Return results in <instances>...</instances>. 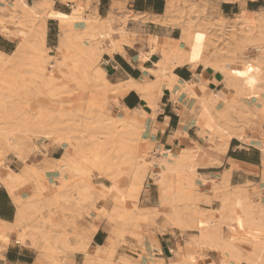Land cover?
I'll return each instance as SVG.
<instances>
[{"label": "rangeland", "instance_id": "1", "mask_svg": "<svg viewBox=\"0 0 264 264\" xmlns=\"http://www.w3.org/2000/svg\"><path fill=\"white\" fill-rule=\"evenodd\" d=\"M217 2L215 0H173L170 4L171 10L181 15L183 17L182 20H185V23H187L185 26H189L196 35L194 39L196 61H206L207 67H212L219 71L225 86L221 92H228L225 80L223 79L224 69L229 70L245 63L250 64V69L253 72L247 67V73L244 75L246 84L243 92L233 95L229 92L230 96L227 97L226 101L218 99L219 101H216L215 108L218 109L224 106V109L214 114L219 126L229 125L233 131L242 134V136L244 135L245 143H251L248 136L258 129L261 134L257 142L260 143L264 155V125L261 121L262 118L264 119V97L260 95L261 82H259L260 74L264 71V40H262V36L260 35V25L256 24V27L259 29H253L251 34L248 35L247 31L251 30V27H241V22H238L237 17L233 20H225L218 16L219 7ZM10 10V7L5 9L0 7V19L4 22L3 24L8 26V29L14 31L17 27L10 23ZM2 11H6V15H3ZM256 15L258 14H254L253 16ZM40 19L41 16L40 18H35V26L40 22ZM185 26L183 29L186 28ZM19 27L22 29L21 25ZM69 29L71 27L63 30ZM93 32L78 31L75 35L78 43L87 41L89 42L88 45L95 49L97 44L92 43ZM233 35L240 38L248 36L249 42H241L238 39L234 41L232 40L234 38ZM13 42L17 47V39ZM52 45V42L48 43L50 49L56 50L57 45L51 47ZM31 51L32 48L25 47L22 59L15 61L6 60L0 66V123L2 124L0 125L9 133L10 138L13 139L12 141H8V136L7 139L5 136L0 137V169H5V173H9L10 161L18 159L24 165L19 171L14 172L20 174L22 169L27 165L25 163L36 162L42 156L43 162L36 164L37 166L34 169H37L38 172L43 171L45 178L38 182V176L33 173L28 175L25 180H20L22 182L21 185L29 182L35 183L36 192L28 199L14 197L16 203L17 201H28L32 204L33 209L29 216L26 217L23 225L20 227H8L7 233L8 235L9 233H15L17 240L23 245H26L27 241H31L32 246L39 253L38 262L41 264H75L74 255L77 254L80 255L77 258L78 264H82L83 249L78 242L79 239L73 234L72 229L70 231L71 225L73 223L79 224V221L81 223L86 221L89 224L93 222L98 227L96 222H100L97 218L98 211L91 204L89 193L84 190V186L94 183V190L96 192L109 189L107 198L103 197L101 201H111L116 198L114 201L117 202L118 196L114 191V186L118 184V187L122 190L127 188L130 167L134 159L133 155L137 156L138 152H141L142 149L148 148L150 151H154L157 148L151 144L149 128L143 121L147 127L144 136V140L146 141L142 142L144 145L131 143L129 144V153L117 157L119 144L114 142V140L106 139L104 136L106 135V131L98 120L99 112L97 109L93 110V106L91 105L94 84L87 81H83L82 83L81 79L79 80L78 78L80 76L68 81L65 80L62 70H67V68L61 66L57 69L56 73L57 79L61 80V82H54V86H45L36 76L31 74L32 72H29L31 70V59L29 60L31 58L29 56ZM101 54L102 52L98 49L93 50L92 61L94 71L100 66L99 60ZM243 69L246 70L245 67ZM263 87L264 84L262 85ZM112 89L110 87L104 90L100 84H96L94 87L97 95H100V97L105 95L108 98V105L105 108V116L107 115V117L111 114L117 115L123 112L115 104L117 102L111 99L110 95L114 91ZM199 90L204 93L206 85L204 89ZM215 92H212L210 96H213ZM229 104H234L236 107L242 109V118H237L235 113L228 111ZM26 130L32 136L28 140H24L20 145L15 144V138ZM30 131L41 133L52 132L57 135V138L53 141L44 137L37 138ZM4 134L7 135L5 132ZM36 136L39 137V135ZM208 138L210 139L212 149L220 152L218 146L221 144V141L218 135L211 134L208 135ZM39 139H42L43 142L39 143ZM32 144H36V147L32 146ZM48 146L62 147L64 151L63 156L75 159L74 164L71 166H66L60 162L57 163L55 170H59L60 176L53 185L49 184L46 176L45 159L48 157V151L47 155L45 151L46 149L48 150ZM91 148H95L100 153L98 159H94L91 156ZM193 154L196 156V151ZM152 155L153 153L150 154V156ZM194 164L197 172L195 161ZM188 175L190 174L179 175L176 180L178 182H191ZM195 182L196 187H190L184 193L191 195L199 194L200 198H203V201L199 202L200 207L204 205V199L207 198L201 192L197 181ZM146 186L148 190H151L153 195L157 193L160 195L159 188L154 185L153 180L147 181ZM251 186V184H246L243 187L234 188L228 185L225 189L214 186L215 198L220 200V204L222 203L223 196L234 197V193H237L234 198L238 199V204L229 205L224 210L225 223L222 230L225 236L235 237L239 235L238 231L234 229L236 228L234 218L237 215H241L244 210L248 209L255 218L258 217L262 209L264 210L263 192L257 191L255 187H252L255 194L250 195L248 190ZM244 196L247 198L246 201L244 200ZM105 222L107 227L110 224L114 226V222L112 221L106 220ZM139 225L140 229H137L135 224L129 223L122 234L120 245L114 250L105 253L106 260L121 263L126 256H132V263H136V261L143 263L144 257L142 253L139 255L137 252L131 250V246H134L135 243L138 244L139 249H145L143 252L146 254H148L147 251H151L156 258H159L158 256L163 254L155 236L151 234L152 230L156 234H161L160 231L162 229L157 225L150 224L148 221H141ZM231 227L233 228L230 229ZM157 229H160V231ZM135 230H140L143 239L139 240L131 236V233ZM180 232L182 233V231ZM22 234L30 236L26 242H22L20 238ZM183 235L185 236L184 233ZM73 238H76L75 241L72 240ZM185 239L188 240L189 238ZM91 242L92 240L85 241V249L88 252L93 251V249L90 250ZM239 247V254L242 257L246 256L250 245L242 242ZM205 250L208 251V249ZM206 255L207 253L195 255L196 264H208L207 261L205 263ZM103 264L109 263L103 262ZM229 264H238V262L229 259Z\"/></svg>", "mask_w": 264, "mask_h": 264}, {"label": "bare ground", "instance_id": "2", "mask_svg": "<svg viewBox=\"0 0 264 264\" xmlns=\"http://www.w3.org/2000/svg\"><path fill=\"white\" fill-rule=\"evenodd\" d=\"M89 2H91V0H89ZM9 7L11 8V13L9 14L10 23L15 25L17 29L14 31L8 29V26L3 24L4 22L0 19V34L12 42L17 39L18 43L17 47L12 52L4 53L3 51H0V66L6 60L15 61L17 59H22L24 48L30 47L32 48V51L29 55L31 57L29 58V60L31 59V70L29 72H32L31 74L36 76L43 84H45V86L50 87L54 82H61V80H58L56 77L57 69L61 66L67 68V70H62L65 80L68 81L80 76L78 78L79 80L81 79L80 81L82 83L83 81L93 83L91 105L93 106V110L97 109L99 112L98 120L106 131V135H104L106 139L114 140V142L119 144V149L116 154L117 157L129 153V144L137 143L140 145L143 144V141H146L144 140V136L147 127L144 125L143 119H154L157 116L156 100L157 98L160 99V95L163 93V87H167L170 91L175 88L174 85L177 82L174 81L171 73L173 67L175 68L177 65H182L183 63L197 62L202 64L205 68H208L206 61H196V47L194 41L196 35L189 26H185L186 28L183 29L182 39L177 42V45L162 48L161 55L163 63L160 64L164 66L162 70L159 68V71L155 72L156 81L144 86H132V88H135L142 93V97L145 100V106L140 107L141 109L139 110L135 109L133 111L124 109L123 112L121 111L122 113H118L117 115L111 114L107 117V115L105 116V108L108 105V98L105 95L102 97L97 95L94 87L96 84H100L103 86V89L106 90L110 87L113 88L114 85L112 86L106 79V75L101 66L95 71L93 70L92 55L93 50L95 49L103 52L102 48L104 46H102V40L110 41L114 44L111 39V32L113 30L110 25L106 23V26H99V24L105 25V21L97 19V21L93 23V19L84 18L83 5L79 4L72 7V13L69 16L56 12L53 8L52 2L49 0L36 1L33 2V4L28 3L26 0H14L13 3L11 2V4H9ZM253 15L254 13L251 14L243 11L241 15L237 16V20L238 22H241V27H251V30L247 31L248 35L251 34L253 29H259L256 27V24H259L260 35L262 36V40H264V13L256 16ZM40 16V22L35 26V18H40ZM51 19L58 21L57 23H59L60 26L71 27L69 30L62 31V34L57 41L56 50L50 49L47 43V22ZM107 20H110V18ZM77 23L82 24V27H75V24ZM19 25L22 26V29ZM78 31H94L92 37L96 40L97 47L93 49L92 46L88 45L89 42L87 41L78 43L75 36ZM233 37L232 40L234 41L238 39L241 40V42H249L248 36H242L240 38L233 35ZM244 67L246 70L243 69ZM247 67L249 70H252L248 63L239 65L237 68L223 70V79L225 80L228 92H231L232 95L243 92L246 84L244 75L247 73ZM239 73H243V75H240ZM260 75V95L264 97V87L262 88V85L264 84V71ZM127 87L128 88L125 90L128 91L131 89L129 86ZM204 88L205 85H200L199 89ZM198 94L195 82L177 83V89L175 92H172V97L176 102L183 95H187L189 99L194 100L190 111L194 110L196 104L200 105L201 111L198 114L196 122V125L199 128V134L202 136L207 134L218 135V138L221 141L218 149L223 153L226 152L231 139L237 138L240 141H245V137H243L244 135L242 136V134L236 133L229 127V125L219 126L217 123L214 113L219 110L215 108V103L218 99L226 101L228 97L227 93L218 91L208 98L207 96H199ZM146 107L150 109V115H148ZM227 109L229 112L235 113L237 118H242L243 111L241 108L236 107L234 104H229ZM1 125L0 137L5 136L7 139L8 136L7 140L12 141L13 139L10 138L9 133L6 132ZM4 132L7 135H5ZM30 132H33V136L37 138L44 137L52 141L57 138V135L52 132ZM179 133L180 132H178V134ZM36 135H39V137ZM31 136L32 135L29 134L28 130H26L16 138L14 137L16 139L15 144L20 145L24 140H28ZM39 141V143L43 142L42 139H39ZM52 144L55 145L56 143ZM35 145L36 144H32V146ZM90 150L91 156L94 159L100 157V153L95 148H91ZM47 151L48 150L46 149V155ZM152 153L153 155L150 156ZM193 153L194 151L191 149L174 151L169 148L154 149V151H150L148 148L144 150L142 149L141 152H138L137 156L133 155L134 159L130 167L127 188L122 190L118 187V184H115L114 186V191L118 196L117 202L114 201L116 198L111 200L113 202L109 200L101 201V198H107L106 196L109 189L102 192H96L94 190V183H89L84 186V190L89 193L91 204L98 211V220L101 223L106 220L114 222V226H111L110 224L107 227L108 237L106 244L103 246H97L93 252H88L85 249V241L91 240L92 236L98 230L95 223L90 222L89 227H83L76 223L71 225L73 234L77 236L79 239L78 242L82 246L84 264H103V262L109 264H166L163 259L154 257L151 251H147L148 254L143 256V263L137 261L136 263H132V256H126L121 263L106 260L105 253L114 250L120 245L122 234L129 223L135 224V227L140 229L139 224L141 221H148L150 224L157 225L159 228L162 226L177 227L180 228L182 233L190 232L191 245H195L200 249H208L210 251L216 250L221 253L223 259L220 264H229V259L238 262V264H264L263 209L260 211L257 218H255L248 209L244 210L241 215H237L234 218V221L236 222V228L234 229L238 231L239 235L235 237L229 235L225 236L222 230L223 224L225 223L223 215L224 210L229 205L233 206L238 204V199L234 198L237 193H234V197L227 195L223 196L220 206L217 208L214 207L210 214L199 207V202L203 201V198H200L199 194L191 195L184 193L186 189L196 187L195 179L198 178V175L194 164L196 156ZM48 159L49 157L45 159V167L47 171L51 169L55 170L58 162L66 166H71L75 162L74 158L64 155L58 160L51 161L52 164L48 165L50 163ZM36 166V164H27L20 174H17L14 170L10 169V172L7 173L5 177L0 176V182L5 185L12 195H14V192L22 183L20 180H25L28 175L33 173L36 174L38 176V182L45 178V173L43 171L38 172L37 169H34ZM188 173L190 174L188 177L191 182H178L176 180L179 175H187ZM229 175L230 172H227L224 181L219 186L222 189L227 188L229 185ZM151 180H153L154 185L158 186L160 192L158 199L155 201L150 199V192L146 186L147 181ZM141 196H143L142 201ZM244 200H247L246 196H244ZM17 206L18 212L14 224H7L0 221L1 244H6L10 241L7 233L8 227H20L23 225L26 221V217L29 216L33 209L32 204L28 201H17ZM232 228L233 227L230 229ZM157 230L160 231V229ZM131 236L135 239H143L140 230H135L131 233ZM28 237L30 236L27 234L20 235L22 242H26ZM242 242H246L250 245L247 255L243 257L239 254V245ZM176 255L178 260L171 264H196V256L193 254L183 255L181 252H178Z\"/></svg>", "mask_w": 264, "mask_h": 264}, {"label": "crops", "instance_id": "3", "mask_svg": "<svg viewBox=\"0 0 264 264\" xmlns=\"http://www.w3.org/2000/svg\"><path fill=\"white\" fill-rule=\"evenodd\" d=\"M13 1L0 0V7L3 9L9 8V4ZM26 1L33 4V2L43 0ZM49 1L52 2L56 12L66 16L71 15L73 6L83 5L84 18L93 19V23L97 19L105 21V25L99 24V26H106V23L110 25L113 30L111 39L114 44L110 41H101L104 47L101 46L103 52L99 64L106 75V79L112 86L114 85L112 89L114 91H110L112 92L111 99L117 102L115 104L119 108L121 107L120 109H123V111L124 109L129 111L139 110L140 107L145 106L142 93L132 88V86H144L156 81L155 72H158L159 68L162 70L164 66L161 65L163 63L162 48L177 45V42L182 39L183 27L187 25L185 20H182L181 15L171 10L170 3L173 0ZM217 3L219 7L218 16L225 20H233L241 15L243 11L251 14L264 12V0H219ZM2 13L6 15L7 12L2 11ZM109 18L110 20H107ZM57 22L52 19L47 22V43L52 42L51 47L57 45L62 30L70 27L60 26ZM75 27L81 28L82 24L77 23ZM92 43H96V40L92 39ZM15 48L14 42L9 41L0 34V51L9 53L14 51ZM180 65L172 68L171 73L174 81L178 84L195 82L199 96L204 95L208 98L212 92L223 91L225 88L219 71L214 68H205L197 62ZM177 83L171 91L167 87H163L160 99L157 98L156 100L157 116L154 119L144 118L143 121L149 128L150 142L157 149L169 148L173 151L191 149L196 151L195 162L198 174L196 181L201 192L207 198L204 199L205 203L200 208L210 214L214 207L220 206V200L215 198L214 190L216 186H220L227 172H230L229 187H243L246 184H251L252 186L248 190L250 195L255 194L252 187L264 194V155L260 143L257 142L261 132L257 129L249 134L248 138L251 140L249 144L233 138L225 153L213 150L208 135H200L199 128L196 125L198 114L201 111L200 105L196 104L194 110L190 111L194 100L189 99L187 95L181 96L177 102L173 99L172 92L177 89ZM200 85H206L204 93L199 90ZM127 86L131 88L128 91L125 90L128 88ZM229 94L227 92L228 96H230ZM223 109L224 106L218 108L220 111ZM146 111L150 115L151 111L148 107H146ZM261 121L264 125L263 118ZM178 132L180 133L178 134ZM255 140L256 142H254ZM47 148L48 160L50 161L48 165L52 164L51 161L58 160L63 156L62 147L48 146ZM42 162L43 158L40 156L36 162L25 164H41ZM9 164L10 169L14 171H19L24 165L18 159L11 160ZM5 171V169H0L1 177L6 176ZM46 176L49 184L53 185L60 175L58 171L51 169L46 171ZM35 192L36 184L29 182L19 186L12 195L5 185L0 182V221L14 224L18 212L14 197L28 199ZM149 192L150 199L153 201L158 199L159 193L153 195L151 190ZM78 223L89 227V223L86 221L83 223L79 221ZM96 225H98V230L92 236L90 244V250L93 249V251L97 246L105 245L108 237L106 222L100 223L97 221ZM161 229V234L154 233V230L151 234L155 236L163 252L158 257L163 259L166 264L176 262L178 252L183 255L190 253L196 256L207 253L205 263L207 261L208 264H220L223 259L219 251L200 250L197 246L191 245L190 232L184 233V236L177 227L162 226ZM8 236L10 243L4 245L0 243V264H41L38 262L39 253L32 246L31 241H27L26 245H23L17 240L15 233H9ZM184 237L189 239L187 240ZM75 239L72 240L75 241ZM131 250L139 255L141 253L143 256L146 255L143 252L145 249H139L137 243L131 246ZM156 250L159 251L158 248ZM78 256L80 255H74L75 264H78Z\"/></svg>", "mask_w": 264, "mask_h": 264}, {"label": "snow or ice", "instance_id": "4", "mask_svg": "<svg viewBox=\"0 0 264 264\" xmlns=\"http://www.w3.org/2000/svg\"><path fill=\"white\" fill-rule=\"evenodd\" d=\"M240 75H243V73H239Z\"/></svg>", "mask_w": 264, "mask_h": 264}]
</instances>
